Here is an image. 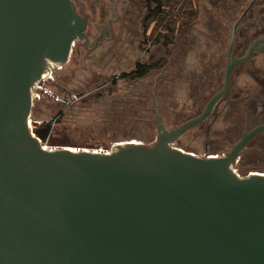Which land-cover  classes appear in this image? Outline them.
Segmentation results:
<instances>
[{
	"label": "water",
	"instance_id": "1",
	"mask_svg": "<svg viewBox=\"0 0 264 264\" xmlns=\"http://www.w3.org/2000/svg\"><path fill=\"white\" fill-rule=\"evenodd\" d=\"M86 28L74 0H0V264H264V172H237L264 124L221 156L176 145L264 36L234 57L232 34L224 84L200 114L168 128L156 98L154 143L49 146L29 122L36 86L88 44Z\"/></svg>",
	"mask_w": 264,
	"mask_h": 264
},
{
	"label": "rangeland",
	"instance_id": "2",
	"mask_svg": "<svg viewBox=\"0 0 264 264\" xmlns=\"http://www.w3.org/2000/svg\"><path fill=\"white\" fill-rule=\"evenodd\" d=\"M250 1L194 0L197 18L180 25L171 41H167L165 29L155 31L154 22L144 32L143 12L142 17L132 19L118 41L104 42L95 51H87L77 41L58 76L43 82L47 93L35 99L30 118L34 132L49 146L111 150L126 140L154 143L156 122L146 119L156 118V98L163 123L171 128L198 115L222 87L232 25ZM257 1L253 6L263 19L264 0ZM254 21L241 29L243 36L237 34L238 42L245 40L237 48L239 54L255 35L250 27ZM137 63L150 66L149 72L137 78L123 76ZM249 67L245 77L235 73L231 94L212 117L184 133L177 146L200 155L232 149L245 125L239 99L243 95L258 97L264 87V53L255 56ZM53 79L71 92L55 85ZM247 147L253 148L240 156L238 172H264V133Z\"/></svg>",
	"mask_w": 264,
	"mask_h": 264
},
{
	"label": "flooded vegetation",
	"instance_id": "3",
	"mask_svg": "<svg viewBox=\"0 0 264 264\" xmlns=\"http://www.w3.org/2000/svg\"><path fill=\"white\" fill-rule=\"evenodd\" d=\"M74 2L77 6L78 12L87 17L86 35L88 36V40H89L88 44H86L83 41H78L83 45L84 49H86L87 51L97 50L99 47L102 46L104 42L112 43L118 41L121 37H123L122 35L127 30L128 24H132L133 21L132 19L135 17H142V12L145 14L142 23H143L144 32H146L149 27L147 26L148 22L146 18L151 8L153 9L156 6L155 0H74ZM257 2H258L257 0H251L248 3L247 7L244 9V11L241 13V15L237 18L235 23L232 25V32L227 45V49L225 51L226 62L228 58V46L233 33H235L234 43L232 47V55L234 57L243 56L247 52L248 47L253 41L264 36V18L262 19L261 15L259 14V10L257 8H254L253 6L254 5L253 3H257ZM92 18H95V22L92 21ZM245 19L246 21L244 22V24H241V22ZM253 19L255 20L253 22L254 25L251 24L250 27L251 29L255 30L254 33L255 35L253 39L249 42L247 47L244 49V51H242V53L239 54L237 53V48H240L241 45L243 47L245 40L243 39L242 41H240L241 43L238 42L237 39L239 36H237V34L241 33L243 36V32H241L242 31L241 29L248 23L252 22ZM258 47H259L258 49L253 50L252 54L250 55V57L246 62L234 68L231 76V88L229 92L220 100V102L226 96L231 94V89L233 87V77L235 73L239 72L240 76L244 75L245 77L246 76L245 73H247L246 72L247 67L250 68L249 65L253 62L255 56L264 53V40L259 44ZM58 70L56 72L57 76H58ZM53 80L55 85H58L59 87H63V89H66L69 92H71V90L66 85L60 84L57 79H53ZM44 82H46V80ZM259 94L260 95L258 97H253V96L247 97V95H243L241 100L239 99V103L241 102L240 106L245 118L244 132L242 136L246 131H251L257 126L264 124V87L261 91H259ZM56 101L66 102L64 99L62 100L56 99ZM219 103L216 105L213 113L207 120H209L212 117ZM261 133H264V131L256 134L253 138H251L248 144L246 145V147L255 137H257ZM246 147L245 150H247ZM222 154H226V153L222 152Z\"/></svg>",
	"mask_w": 264,
	"mask_h": 264
},
{
	"label": "trees",
	"instance_id": "4",
	"mask_svg": "<svg viewBox=\"0 0 264 264\" xmlns=\"http://www.w3.org/2000/svg\"><path fill=\"white\" fill-rule=\"evenodd\" d=\"M156 6L149 12L146 20L148 25L155 22V31L162 30L167 31V41L172 40V36L175 35L177 28L188 22L197 18L198 9L195 7L194 0H155ZM154 31V32H155ZM153 32V33H154ZM158 34H161V33ZM150 70V66L137 63L136 68L130 72H124L123 76L129 78H137L144 76ZM248 150V147H246ZM246 150V151H247ZM242 173H244V167L240 168ZM247 175V174H245Z\"/></svg>",
	"mask_w": 264,
	"mask_h": 264
},
{
	"label": "built area",
	"instance_id": "5",
	"mask_svg": "<svg viewBox=\"0 0 264 264\" xmlns=\"http://www.w3.org/2000/svg\"><path fill=\"white\" fill-rule=\"evenodd\" d=\"M47 78H49V77H45L44 79H42L38 84H37V86H36V91H37V95H36V98H39L40 96H41V93L42 92H46V90H45V88H44V86H43V82L47 79ZM47 93V92H46ZM29 122H30V125H31V127H32V131L34 132V128H33V125H32V120L30 119L29 120ZM35 133V132H34ZM35 135H37L36 133H35ZM97 150H103L102 148H100V149H97ZM104 151H108V150H105L104 149ZM213 155H215V156H221V155H224V154H213ZM239 160H240V158H239ZM239 160H238V162H239ZM237 172H238V169H237Z\"/></svg>",
	"mask_w": 264,
	"mask_h": 264
},
{
	"label": "bare ground",
	"instance_id": "6",
	"mask_svg": "<svg viewBox=\"0 0 264 264\" xmlns=\"http://www.w3.org/2000/svg\"><path fill=\"white\" fill-rule=\"evenodd\" d=\"M103 149V148H102ZM104 150V149H103Z\"/></svg>",
	"mask_w": 264,
	"mask_h": 264
}]
</instances>
